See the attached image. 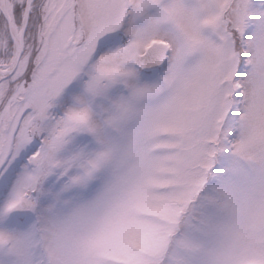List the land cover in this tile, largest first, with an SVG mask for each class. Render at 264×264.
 Wrapping results in <instances>:
<instances>
[{"label":"snow or ice","instance_id":"obj_1","mask_svg":"<svg viewBox=\"0 0 264 264\" xmlns=\"http://www.w3.org/2000/svg\"><path fill=\"white\" fill-rule=\"evenodd\" d=\"M0 264H264V0H0Z\"/></svg>","mask_w":264,"mask_h":264}]
</instances>
